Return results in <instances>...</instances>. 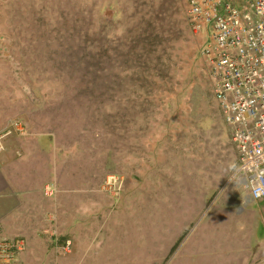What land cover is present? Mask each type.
Wrapping results in <instances>:
<instances>
[{
	"label": "rangeland",
	"instance_id": "1",
	"mask_svg": "<svg viewBox=\"0 0 264 264\" xmlns=\"http://www.w3.org/2000/svg\"><path fill=\"white\" fill-rule=\"evenodd\" d=\"M206 42L183 0H0V155L56 209L25 264H203L208 207L251 202Z\"/></svg>",
	"mask_w": 264,
	"mask_h": 264
},
{
	"label": "built area",
	"instance_id": "2",
	"mask_svg": "<svg viewBox=\"0 0 264 264\" xmlns=\"http://www.w3.org/2000/svg\"><path fill=\"white\" fill-rule=\"evenodd\" d=\"M183 1L195 34L207 35L201 55L237 148L236 168L243 171L245 183L264 178V0ZM4 138L0 133V153ZM55 193L53 185L46 187V196ZM71 247L68 240L64 249ZM24 248L21 240L0 241V264H13Z\"/></svg>",
	"mask_w": 264,
	"mask_h": 264
},
{
	"label": "crops",
	"instance_id": "3",
	"mask_svg": "<svg viewBox=\"0 0 264 264\" xmlns=\"http://www.w3.org/2000/svg\"><path fill=\"white\" fill-rule=\"evenodd\" d=\"M48 148L51 149L49 146ZM24 155L23 153L18 156L25 159ZM3 156L4 154L0 155V241L26 236L30 248L33 249L28 248L21 252L15 262L25 264L24 262L31 261L28 255H32L34 246L44 245L40 233L49 228L56 209L49 207L48 201H45L48 209L36 208L31 212L35 189L34 184H30L32 167H26L27 173L24 171L26 165L23 161L24 170L23 167L16 168L17 177L20 173L25 174L24 179L19 180L12 174V164L9 166ZM19 163L22 165V162ZM35 192L38 195V191ZM224 197L210 206V209L208 207L209 225L202 231V238L196 239L192 244L191 248L194 246V249L191 257L196 254V249L200 250L199 258L203 264H264V200L242 206L229 204ZM41 252L44 255L49 251L43 246Z\"/></svg>",
	"mask_w": 264,
	"mask_h": 264
},
{
	"label": "clouds",
	"instance_id": "4",
	"mask_svg": "<svg viewBox=\"0 0 264 264\" xmlns=\"http://www.w3.org/2000/svg\"><path fill=\"white\" fill-rule=\"evenodd\" d=\"M224 176H227L229 181L234 184L235 189H243V203H247L252 199L264 197V178H257L256 181L248 180V182L245 183L247 179L246 176L242 170L235 166H230L228 172L225 173ZM57 239L59 241L60 238L57 237Z\"/></svg>",
	"mask_w": 264,
	"mask_h": 264
}]
</instances>
